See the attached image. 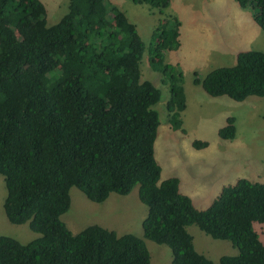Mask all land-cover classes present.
I'll return each mask as SVG.
<instances>
[{
    "label": "trees",
    "instance_id": "trees-1",
    "mask_svg": "<svg viewBox=\"0 0 264 264\" xmlns=\"http://www.w3.org/2000/svg\"><path fill=\"white\" fill-rule=\"evenodd\" d=\"M131 1L159 14L148 46L109 0H68L67 11L51 25L42 0H0L3 210L10 222H27L39 233L26 243L0 235V264H150L144 239L132 233L95 223L72 232L61 219L72 186L94 202L137 186L147 206L143 237L170 248V264H215L195 249L191 224L238 249L218 264H264V182L238 178L198 208L180 191L177 177L161 180L154 154L161 90L141 79L140 63L146 51L150 68L169 89L171 128L184 132L183 72L179 62L164 58L180 47V21L164 12L170 0ZM236 2L264 31V0ZM193 75L209 96H264V51L241 50L235 64ZM217 135L234 138L233 116Z\"/></svg>",
    "mask_w": 264,
    "mask_h": 264
},
{
    "label": "rangeland",
    "instance_id": "rangeland-1",
    "mask_svg": "<svg viewBox=\"0 0 264 264\" xmlns=\"http://www.w3.org/2000/svg\"><path fill=\"white\" fill-rule=\"evenodd\" d=\"M42 1L47 9L48 25L57 22L67 11L68 0ZM109 1L125 11L148 46L158 12L153 9L133 13L125 5V1L136 5L130 0ZM174 2H178L179 7L173 14L180 18L183 30L188 23L193 28L190 39L189 31L184 30L180 52L166 51L164 56L166 62H179L183 72L186 107L181 117L184 132L171 128L172 120L166 109L169 89L161 75L150 68L146 51L140 63L141 79L150 80L161 90V98L154 105L160 120L154 141L155 158L161 166L160 178L177 177L180 191L189 195L196 207L205 208L224 185L238 178L264 182V96L250 95L242 101L226 95L209 96L200 85L193 83V73L203 77L215 67L233 65L241 50L264 51V31L252 19L251 11L241 8L236 0ZM164 12L172 14L167 10ZM229 116L234 117L235 136L231 140L221 139L217 130L226 124ZM195 139L205 140L208 145L193 147ZM5 196L4 178L0 175V235L12 236L21 243L39 236L27 222L15 224L7 219L3 210ZM69 196V208L61 219L72 232L95 223L113 229L117 234L132 233L144 239L150 264H170V248L143 237L142 219L146 216L147 206L138 198L137 186L125 195L112 192L102 202L89 200L74 186L69 189ZM257 225L255 223L254 227L259 230ZM187 230L193 236L195 249L215 264L222 255L238 253L229 240L213 238L195 224L187 226Z\"/></svg>",
    "mask_w": 264,
    "mask_h": 264
},
{
    "label": "crops",
    "instance_id": "crops-1",
    "mask_svg": "<svg viewBox=\"0 0 264 264\" xmlns=\"http://www.w3.org/2000/svg\"><path fill=\"white\" fill-rule=\"evenodd\" d=\"M131 1V0H130ZM126 3H125V5H126V7L130 10V11H132L133 13H141V12H145L146 10H153V9H151L149 6L147 7H144L145 5L144 4H136L135 6H132V5H130V3H127L128 1H125ZM132 2V1H131ZM135 4V3H134ZM137 5H143V6H138V7H136ZM179 7V4H178V2H174V0L172 1V0H170V5L165 9V10H167V11H170V12H172V14H168V15H173V16H176V15H174L173 14V11L174 10H176V8H178ZM144 8H147V9H144ZM155 11L154 12H157L156 11V9H154ZM167 14V13H166ZM178 19H180L179 17H177ZM190 24L191 23H188V24H186V27H184V30L186 29L187 31H189L188 32V34H189V39L191 38V36H192V32H193V28H191V26H190ZM184 30H183V27H182V23H180V35H179V39H180V47H179V49L177 50V51H179L180 52V50L182 49V39L184 40ZM182 31H183V33H182ZM195 31V30H194ZM182 63V62H181Z\"/></svg>",
    "mask_w": 264,
    "mask_h": 264
}]
</instances>
